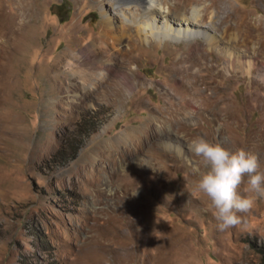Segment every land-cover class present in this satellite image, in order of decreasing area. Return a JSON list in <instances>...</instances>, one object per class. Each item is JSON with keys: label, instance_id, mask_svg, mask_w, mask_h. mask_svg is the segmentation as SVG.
Masks as SVG:
<instances>
[{"label": "rangeland", "instance_id": "obj_1", "mask_svg": "<svg viewBox=\"0 0 264 264\" xmlns=\"http://www.w3.org/2000/svg\"><path fill=\"white\" fill-rule=\"evenodd\" d=\"M30 1L25 38L1 42L10 59L0 53V264H264V196L245 193V178L237 192L254 206L238 213L239 225L220 231L195 188L205 165L189 149L196 137L245 148L264 171V50L252 41L250 54L236 49L230 62L225 44L211 46L201 35L183 42L133 35L135 78L123 82L118 99L72 101L59 90L74 83L61 70L62 51L83 59L100 41L102 8L116 25L127 23L121 9L132 18L127 6L139 14L143 8L118 0ZM223 1L247 22L264 17V0ZM186 46L217 67L195 86L211 111L173 117L169 108L191 85L166 67L173 50ZM112 61L99 62L102 71ZM59 147L64 163L53 157ZM121 178L134 179L130 190Z\"/></svg>", "mask_w": 264, "mask_h": 264}, {"label": "bare ground", "instance_id": "obj_2", "mask_svg": "<svg viewBox=\"0 0 264 264\" xmlns=\"http://www.w3.org/2000/svg\"><path fill=\"white\" fill-rule=\"evenodd\" d=\"M9 1L15 4L14 12L10 11V2L0 0V53L3 54V59L5 58L6 61L10 59V52L1 45V42L8 40L11 45H15V43H21L25 38V36L21 37V28L24 26L23 21L29 12L31 2L30 0ZM118 1L120 4L126 5L138 2L141 4L143 12L139 14L134 7L127 6L126 9L135 17L127 16L126 11L121 9L127 23L116 25L113 15L111 16L107 10L102 8L99 29L95 33L96 36H99L100 41H93L82 52L83 59H79L78 53H73L71 49H64L61 53V60H59L62 62L61 70L71 75L74 83L70 85L72 88H67L66 91L59 85V90H63V93L66 92V96L72 101L86 100L92 96L98 98L112 96L113 100L118 99L122 92L123 82L128 83L129 79L135 78L136 66L131 55L132 46L130 45L133 35H136L141 42L153 40L183 42L193 40L201 35L211 46L216 45L217 47L218 44H225L224 50H222L230 62H235L236 57H239L236 55L237 53L235 54L236 49L242 48V53L245 56L250 54L248 44L252 41L257 44L256 49L264 50V24L255 19L247 22L248 17L231 9L226 1L175 0L172 6H176V10L170 4H166L165 0H159L157 8L147 7L146 0ZM207 1L209 2L206 3ZM219 8H223L224 15L222 17L219 15ZM124 38H127L128 42L121 45ZM188 47L186 46L185 50H173V61L166 67L172 71V74L179 75V79L183 83L191 85L189 86L191 90L186 94L187 96L185 95L186 97H181L177 107H168L173 117L189 113L197 115L205 110L211 111L210 108L207 109L210 105L204 102L195 86L199 82H204L203 79L217 67L215 64L207 63L208 61L204 59V54L200 50ZM108 59L113 60L108 63L110 69L102 71L99 62ZM254 59L250 60V68L254 66ZM1 66L5 67L6 65L0 63ZM112 71L116 74L113 75L114 79L111 78ZM190 106L193 110L189 109ZM167 146L173 147L178 153L180 152V147L177 145L168 144ZM121 180L126 189L130 190L129 186L134 183V179L121 178Z\"/></svg>", "mask_w": 264, "mask_h": 264}, {"label": "clouds", "instance_id": "obj_3", "mask_svg": "<svg viewBox=\"0 0 264 264\" xmlns=\"http://www.w3.org/2000/svg\"><path fill=\"white\" fill-rule=\"evenodd\" d=\"M159 0H146V6L158 7ZM256 21L264 17H255ZM190 151L202 159L205 170L199 171L195 188L210 202L217 228L225 231L241 223L238 213H247L254 206L250 195L241 196L237 189L246 180L245 193L264 196V171L260 157L245 148L230 150L220 143L196 137L189 144Z\"/></svg>", "mask_w": 264, "mask_h": 264}, {"label": "trees", "instance_id": "obj_4", "mask_svg": "<svg viewBox=\"0 0 264 264\" xmlns=\"http://www.w3.org/2000/svg\"><path fill=\"white\" fill-rule=\"evenodd\" d=\"M94 130V126H92V128H90V129H88V130H85V131H83V130H79V132L77 133L79 136L81 135L82 137L83 136H86V135H88L91 131H93ZM62 149H61V147H59L56 151H55V153L53 154V157H55V156H57V155H59V158H62L61 160H62V163H64V162H66L67 161V159H64V157H63V154H62ZM74 153H75V148H74V151H72V153L69 155V157L68 158H72L73 157V155H74Z\"/></svg>", "mask_w": 264, "mask_h": 264}]
</instances>
